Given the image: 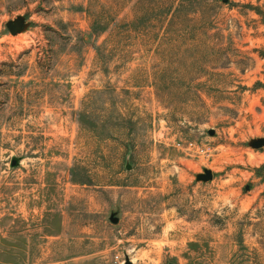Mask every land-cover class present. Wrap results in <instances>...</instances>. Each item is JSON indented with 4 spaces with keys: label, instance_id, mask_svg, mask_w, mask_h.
<instances>
[{
    "label": "rangeland",
    "instance_id": "obj_1",
    "mask_svg": "<svg viewBox=\"0 0 264 264\" xmlns=\"http://www.w3.org/2000/svg\"><path fill=\"white\" fill-rule=\"evenodd\" d=\"M254 141L264 0H0V264H264Z\"/></svg>",
    "mask_w": 264,
    "mask_h": 264
},
{
    "label": "water",
    "instance_id": "obj_2",
    "mask_svg": "<svg viewBox=\"0 0 264 264\" xmlns=\"http://www.w3.org/2000/svg\"><path fill=\"white\" fill-rule=\"evenodd\" d=\"M10 29L13 30V29H14V26H13V25H10ZM263 144H264L263 141H254V142L252 143V145H253L254 147H260V146H262ZM209 175H210L209 172H206V173H205V177H206V178H207ZM125 264H130L129 260H126V263H125Z\"/></svg>",
    "mask_w": 264,
    "mask_h": 264
}]
</instances>
